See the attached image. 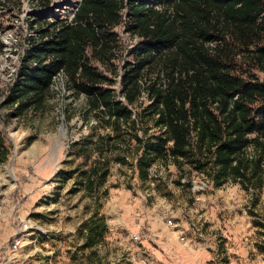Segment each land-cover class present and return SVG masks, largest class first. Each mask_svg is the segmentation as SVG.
Here are the masks:
<instances>
[{
    "label": "rangeland",
    "instance_id": "1",
    "mask_svg": "<svg viewBox=\"0 0 264 264\" xmlns=\"http://www.w3.org/2000/svg\"><path fill=\"white\" fill-rule=\"evenodd\" d=\"M81 1L52 0L48 9H38L34 0H0V248L22 226L14 210L21 201V218L32 220L38 231L19 252L9 253L13 264H264V175L261 187L247 189L239 181L216 187L206 172L189 163L181 169L171 157L146 156L144 180L138 165L143 148L134 135L154 140L161 129L154 121H140L132 138L123 125L122 139L108 141L115 130L90 110L86 94L75 92L64 75L54 79L44 107L19 115L16 107L5 105L17 82L21 54L30 46L34 18L45 15L48 22H63L73 18ZM115 34L117 46L109 63L94 60L91 52L88 58L112 81L101 87L127 105L122 79L126 67L136 63L140 39L129 31L126 10ZM253 73L264 82V71ZM159 75L148 71L141 83L155 82ZM149 105L144 90L129 106L133 118ZM256 111L264 112V103ZM99 138L109 145L104 155L110 174L90 192L81 184L83 158L71 156V148ZM172 147L166 144L168 154ZM93 219L98 224L103 219L105 231L90 254L79 249ZM169 242L183 249L179 257L172 256L179 251Z\"/></svg>",
    "mask_w": 264,
    "mask_h": 264
},
{
    "label": "trees",
    "instance_id": "2",
    "mask_svg": "<svg viewBox=\"0 0 264 264\" xmlns=\"http://www.w3.org/2000/svg\"><path fill=\"white\" fill-rule=\"evenodd\" d=\"M34 1L38 9L52 3ZM77 9L72 22L51 23L45 15L33 22L37 37L6 106L16 107L19 115L44 107L54 79L64 72L75 92L86 94L90 110L115 130L108 141L122 139L123 125L132 138L140 121H154L161 129L154 140L134 135L143 148L138 165L144 180L146 156L171 157L180 168L189 163L206 172L216 187L230 181L247 189L262 186L264 112L256 107L264 103V82L253 72L264 71V0H82ZM125 10L129 31L140 39L136 63L126 67L122 79L127 105L101 87L112 81L88 58L89 52L96 61L113 58L115 30ZM154 69L162 78L143 85L145 73ZM144 90L150 105L136 120L129 106ZM167 143L173 144L169 154ZM107 146L104 138L72 145L71 156L83 158L81 184L87 191L95 192L110 174ZM103 222H88L80 251L93 254Z\"/></svg>",
    "mask_w": 264,
    "mask_h": 264
},
{
    "label": "built area",
    "instance_id": "3",
    "mask_svg": "<svg viewBox=\"0 0 264 264\" xmlns=\"http://www.w3.org/2000/svg\"><path fill=\"white\" fill-rule=\"evenodd\" d=\"M42 12L43 11H39V12L37 11L36 13L37 14H42ZM74 17H75V14H74L73 18L66 19L65 21L72 22ZM34 20L36 22L37 19L34 18ZM51 23H54V22H51ZM37 26L38 25H35L34 27L37 28ZM36 37H37V33H35V31L33 30L29 34V39H28V42L30 43V46H27L26 50L21 54V57H20V60H19V66H20L19 70L22 68L21 66L23 65V62H24V60L27 57V53L33 47L32 39L36 38ZM18 73H17V75H18ZM61 75H64V77L66 76L64 72H61L58 76H61ZM0 187H2V182L1 181H0ZM22 204H24V202L22 203L21 201H18L16 206H15V208H14L15 213H16V215L18 217V220L20 221L22 226H20V230L18 231V234L16 235L17 237L12 242L4 243L2 245V247L0 248V264H13V261L11 260L12 257L9 256V253L10 252H12V253L19 252L23 248V242L25 241V239L27 237H29L32 234V232H34L36 230L38 231L36 224L33 223L32 220H30V219H22L21 218L20 214H21ZM168 223H169V225H173V218L169 219ZM134 240L135 241H139V238L138 237H134ZM181 241H185V237H182ZM143 264H150V263L148 261H143Z\"/></svg>",
    "mask_w": 264,
    "mask_h": 264
},
{
    "label": "crops",
    "instance_id": "4",
    "mask_svg": "<svg viewBox=\"0 0 264 264\" xmlns=\"http://www.w3.org/2000/svg\"><path fill=\"white\" fill-rule=\"evenodd\" d=\"M170 242H172V241H170ZM170 242H169V243H170ZM169 245H170V247H174L176 250L179 251L178 254H175V253H174L172 256L179 257V254H182L183 249H182L181 247H179L177 244H172V243H170Z\"/></svg>",
    "mask_w": 264,
    "mask_h": 264
}]
</instances>
